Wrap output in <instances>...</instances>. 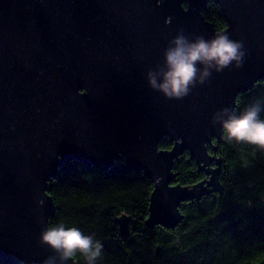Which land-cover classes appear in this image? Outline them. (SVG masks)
<instances>
[{"label":"water","instance_id":"water-1","mask_svg":"<svg viewBox=\"0 0 264 264\" xmlns=\"http://www.w3.org/2000/svg\"><path fill=\"white\" fill-rule=\"evenodd\" d=\"M208 1L0 0V264H42L53 254L38 243L54 212L47 182L71 160L143 171L154 182L150 227L176 225L181 202L222 190L208 146L223 132L210 120L264 79V0H214L222 31L202 14ZM181 29L243 40V66L213 72L183 99L164 98L145 74ZM165 138L170 149L159 147ZM185 150L207 177L174 185ZM114 220L127 236L129 217Z\"/></svg>","mask_w":264,"mask_h":264},{"label":"trees","instance_id":"trees-1","mask_svg":"<svg viewBox=\"0 0 264 264\" xmlns=\"http://www.w3.org/2000/svg\"><path fill=\"white\" fill-rule=\"evenodd\" d=\"M202 14L216 30L225 29L214 0ZM253 102L264 108V79L237 96V113ZM172 145L165 138L159 147ZM208 149L219 160L222 190L181 202L182 219L172 227L148 226L154 182L143 171L129 169L123 161L100 170L77 160L63 163L47 182L54 205L48 225L78 227L100 241L103 252L95 264H264V150L223 136ZM172 171L174 185L191 186L207 177L187 150L174 160ZM122 214L129 217L127 236L114 220ZM73 258L87 264L79 253Z\"/></svg>","mask_w":264,"mask_h":264},{"label":"clouds","instance_id":"clouds-1","mask_svg":"<svg viewBox=\"0 0 264 264\" xmlns=\"http://www.w3.org/2000/svg\"><path fill=\"white\" fill-rule=\"evenodd\" d=\"M245 56L243 40H233L226 32H217L209 39L202 35L189 38L181 29L163 49L162 63L146 71V82L164 98L180 100L198 85L205 84L213 72L220 73L229 67L241 68ZM262 110L259 102L247 105L239 113L234 108L223 107L212 115L210 123L220 126L227 141L264 150ZM37 203L42 206L44 201ZM38 243L53 253L45 257L42 264H67L78 253L87 264H95L103 252V244L92 235H85L78 227H66L63 223L46 225L39 233Z\"/></svg>","mask_w":264,"mask_h":264}]
</instances>
